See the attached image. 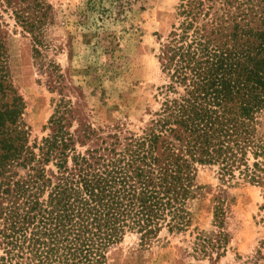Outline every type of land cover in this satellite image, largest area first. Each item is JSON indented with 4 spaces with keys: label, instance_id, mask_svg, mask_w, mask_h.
I'll list each match as a JSON object with an SVG mask.
<instances>
[{
    "label": "trees",
    "instance_id": "16d2710c",
    "mask_svg": "<svg viewBox=\"0 0 264 264\" xmlns=\"http://www.w3.org/2000/svg\"><path fill=\"white\" fill-rule=\"evenodd\" d=\"M43 9L34 0L14 12L37 55L42 18L25 13ZM179 15L157 55L166 97L141 135H75L63 98L32 147L0 31V264H108L128 234L147 245L163 229L186 230L199 166L217 167L223 182L264 183V0H188ZM91 140L97 148L77 150ZM197 240L204 252L226 235Z\"/></svg>",
    "mask_w": 264,
    "mask_h": 264
},
{
    "label": "rangeland",
    "instance_id": "374dc122",
    "mask_svg": "<svg viewBox=\"0 0 264 264\" xmlns=\"http://www.w3.org/2000/svg\"><path fill=\"white\" fill-rule=\"evenodd\" d=\"M33 1L0 0L4 62L24 103L28 145H39L50 134L48 121L63 98L72 107L69 130L75 135L87 126L103 137L141 135L170 84L157 58L160 44L179 26L180 6L188 0H38L45 9L25 16L42 18L39 55L14 13ZM259 121L264 140V113ZM97 147L92 140L76 145L79 152ZM196 185L200 189L188 204L186 230L163 229L147 245L128 234L107 254L108 264H264V183L223 182L217 167L199 166ZM219 231L226 244L202 252L197 238Z\"/></svg>",
    "mask_w": 264,
    "mask_h": 264
}]
</instances>
